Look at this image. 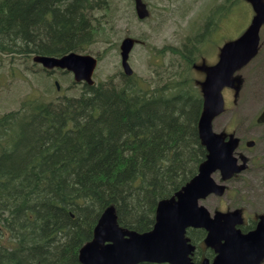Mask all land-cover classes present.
I'll list each match as a JSON object with an SVG mask.
<instances>
[{"label":"trees","instance_id":"trees-1","mask_svg":"<svg viewBox=\"0 0 264 264\" xmlns=\"http://www.w3.org/2000/svg\"><path fill=\"white\" fill-rule=\"evenodd\" d=\"M114 5L0 0V66L91 51L98 33L114 25ZM167 51L178 65L157 82L121 73L53 100L29 94L0 114V264H81L79 251L108 207L121 226L147 232L158 203L198 173L207 149L197 55L184 43L154 58L164 63ZM203 233L188 230L196 261Z\"/></svg>","mask_w":264,"mask_h":264},{"label":"water","instance_id":"water-1","mask_svg":"<svg viewBox=\"0 0 264 264\" xmlns=\"http://www.w3.org/2000/svg\"><path fill=\"white\" fill-rule=\"evenodd\" d=\"M248 1L255 15L247 29L223 45L215 64L201 67L206 77L201 82L204 101L199 135L208 153L198 173L175 195L158 203L156 223L147 232L122 227L114 206L108 207L95 226L93 239L80 249L82 264H196L192 259L196 245L187 236L190 227H206L209 233L205 242L216 252L212 262L205 259L202 264H261L264 260V216L257 229L242 233L236 226L242 221L239 210L216 211L212 217L210 211L200 204L211 193H225V185L215 180L214 172L220 170L223 179H227L246 167L245 162L240 164L234 155L239 139L232 135L226 141L222 133L214 131L212 122L224 111L223 89L231 87L238 90L236 72L247 65L260 49L264 0ZM135 6L140 18L148 15L142 0H135ZM137 41L127 36L120 45L122 66L127 75L133 74L129 56ZM33 60L49 70L61 68L72 72L76 82L94 84L98 58L92 54L74 51L59 56L36 54ZM258 121L264 122V109Z\"/></svg>","mask_w":264,"mask_h":264},{"label":"rangeland","instance_id":"rangeland-1","mask_svg":"<svg viewBox=\"0 0 264 264\" xmlns=\"http://www.w3.org/2000/svg\"><path fill=\"white\" fill-rule=\"evenodd\" d=\"M115 1V0H113ZM150 13L145 20H141L136 12L133 0H116V13L113 15L114 25H108V31H100L96 42L92 45L91 54L99 58V64L94 74L96 82L108 80L112 76L115 79L121 77L123 67L121 65L120 43L126 35L140 38V43L135 45L130 54V64L135 74L143 79L157 82L161 77H165L169 72H174L178 65L177 58L167 51L164 63L160 58H154L155 52L171 46L181 47L188 37H193L197 33H202L205 28L206 19L212 14L217 2L221 0H144ZM226 0H224L225 2ZM231 2V1H230ZM225 5L224 11L230 12L224 18L219 28V40L216 34L212 33V38L207 44L211 51L201 52L197 55L195 63L194 77L203 80L204 76L200 69L203 63H214L218 58V52L213 49L223 46L224 43L237 38L250 24L255 14L252 6L247 0H239L237 4ZM215 29V28H214ZM213 29V30H214ZM215 34V35H214ZM201 46V43H198ZM216 53V54H215ZM20 60V59H19ZM155 60L159 63H155ZM14 70L8 61L4 66H0V114L17 108L23 98L29 94L43 95L46 99L53 100L62 94H78L83 88L82 83H76L72 73L56 70L49 73L41 65L34 63L30 58L25 63H18ZM235 77L239 81L237 92L234 89L226 88L223 93L226 100V119L230 114H235L232 126L236 125L238 119H251L259 114L264 107V26L261 30L260 52L248 65L239 70ZM56 80L60 82V88L55 85ZM218 123H221L218 120ZM247 123H249L247 121ZM242 127L240 132H243ZM252 139L257 137L251 134ZM262 147L257 146L259 151ZM243 174L245 184L241 181L232 182L236 188H240L242 194H253L249 197L248 206L245 210H254L260 201L262 206L256 209L264 210V177L255 178ZM216 179L220 180V175L216 174ZM258 179V180H257ZM230 185V186H231ZM256 187L254 191L243 190L246 186ZM243 187V188H242ZM224 199L218 200L212 197V202L219 204L218 209H232L231 200L226 195ZM248 199V197H247ZM210 200V201H211ZM238 200H240L238 198ZM247 201V200H245ZM230 202V203H229ZM202 204L207 205V201L202 200Z\"/></svg>","mask_w":264,"mask_h":264},{"label":"flooded vegetation","instance_id":"flooded-vegetation-1","mask_svg":"<svg viewBox=\"0 0 264 264\" xmlns=\"http://www.w3.org/2000/svg\"><path fill=\"white\" fill-rule=\"evenodd\" d=\"M238 1L239 0H227L224 2V0H221L217 2V5L212 11V14L208 16V19H206L207 22L205 24V28L202 31V33H197L193 37L187 38V41L189 40L190 45L188 46L187 41L185 42L186 51L191 50L196 55H200L201 52L204 53V52L211 51L210 49L207 48V44L208 42L211 41V39H213L212 33L216 34L217 36L216 40L220 39V36L222 35H218L219 28L221 27L224 21V18L228 15V13H230L235 8V7L231 8L230 12L226 13L224 11L225 5H228V3L230 2V5L233 6L237 4ZM198 43H201V46ZM221 48L222 47L219 46L218 48L213 49V51L216 53L218 52V55H219ZM215 62L205 63V64L203 63L201 67L213 65L215 64ZM197 67L198 65L195 67L196 70H197ZM201 72L203 73V76H204L203 80H204L206 77V72L204 70H202ZM199 81H202V80H199ZM261 112L257 114L256 116L252 117L251 119H243V118L238 119L235 126H232V120L235 114H230V118L227 120V123L225 119L228 116L227 113L219 114L212 122L214 131L217 133H222L226 141H228L232 135H234V137L239 139L238 145L234 151V155L238 158L239 163L245 162L246 167L241 172L234 173V175H232L230 178H227V179H223L220 171L214 172L213 176L215 179H216L215 177L216 174L220 175L221 181H218L217 179L216 181L225 185L226 187L225 193L223 195H218L216 193L209 194L203 199L207 201L208 206L207 205H204V206L210 211V214L212 217L215 216L216 211L230 212L234 210H239L241 213L242 221L238 223L236 226L242 233H248V232H251L257 229L262 217L264 216V210L256 209V206L258 205L262 206V204H260V201L256 205V200H255V202L253 203V206L255 208L251 212H249L248 209L245 210V206H248L251 204L249 202V197H252L253 194H249V195L242 194L240 188L235 189V187L231 185V183L235 181H241V183L245 184V181L247 180L242 177L243 174H248L250 176L256 175L255 178H258V179H261L262 177H264V122L258 121ZM218 120H220L221 123H218ZM247 121L249 123H247ZM242 127H245V129L243 132H240ZM251 134L256 135L257 140L252 139V136H249ZM258 145H260L262 148L259 151H256L257 150L256 148ZM262 186L264 187V185ZM255 188L256 187L254 186L248 185L245 188H243V190L254 191ZM226 195L231 200L232 209H221L220 210L218 209L219 204L215 205V203L212 202L211 199L212 197L215 196L218 200H222L224 199L223 197H225ZM238 198L240 200H238ZM200 229L204 232L203 241H205V238L207 237L209 231L206 227H201ZM205 249L206 247L201 250V253H202L201 257L205 256V253H204Z\"/></svg>","mask_w":264,"mask_h":264}]
</instances>
